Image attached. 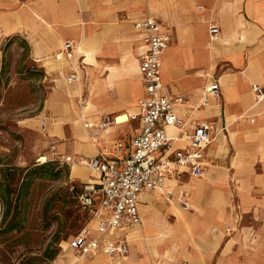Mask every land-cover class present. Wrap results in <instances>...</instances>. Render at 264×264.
<instances>
[{
    "label": "crops",
    "instance_id": "0c3cea01",
    "mask_svg": "<svg viewBox=\"0 0 264 264\" xmlns=\"http://www.w3.org/2000/svg\"><path fill=\"white\" fill-rule=\"evenodd\" d=\"M147 17L162 22L171 36L161 78L174 96L188 98L176 110L188 125L205 124L210 132L206 172L199 178L183 176L190 178L196 198L192 208L187 190L179 193L191 207L175 210L183 238L169 243L158 237L160 209L151 198L173 195L172 182L179 180L167 179L164 189L142 195L141 225L117 233L129 242L127 256L80 257L67 242L65 250L73 256L67 264H264V100L257 102L252 90L253 85L264 86V0H0V47L4 40L20 37L30 57L44 67L65 62L56 67L64 82L48 96L36 123L58 155L72 157L74 180L98 182L99 173L86 162L100 152L125 156L140 132V121L131 116L139 112L144 92L139 59L146 48L135 23ZM212 24L220 29L217 40L211 39ZM66 42L74 46L71 60L64 54ZM73 72L77 77L70 83ZM216 82L221 97L204 95ZM85 88L92 97L83 104ZM105 115L117 121L92 142L84 123ZM42 117L47 118L46 131ZM167 132L178 136L180 130L169 127ZM175 145L185 148L187 142ZM231 179L238 182L235 193L229 188ZM91 217L88 226L95 228ZM149 239H154L153 248ZM167 245L179 246L181 252L164 258ZM251 246L253 250L246 248Z\"/></svg>",
    "mask_w": 264,
    "mask_h": 264
},
{
    "label": "rangeland",
    "instance_id": "374dc122",
    "mask_svg": "<svg viewBox=\"0 0 264 264\" xmlns=\"http://www.w3.org/2000/svg\"><path fill=\"white\" fill-rule=\"evenodd\" d=\"M62 64L65 62L58 65ZM56 67H44L30 57L28 45L20 37L1 44L0 264H66L73 257L65 250L68 240L92 221L91 213L78 204L82 183L73 179L71 163L52 155L54 144L48 143V135L41 134L36 123L48 96L64 82ZM79 82L84 85L85 80ZM91 97L85 88L83 103ZM44 156L47 161H43ZM191 183L190 178L182 177L172 182L174 193L170 197L166 192L152 195L151 203L160 209L156 217L161 226L158 237L169 243L185 236L175 210H183L179 199L183 190L190 194L193 208L196 198ZM237 184L230 180L234 193ZM149 242L153 248L154 239ZM246 248L253 250L252 246ZM180 252L179 246L167 245L168 257L164 258L172 259Z\"/></svg>",
    "mask_w": 264,
    "mask_h": 264
},
{
    "label": "built area",
    "instance_id": "2783aa9c",
    "mask_svg": "<svg viewBox=\"0 0 264 264\" xmlns=\"http://www.w3.org/2000/svg\"><path fill=\"white\" fill-rule=\"evenodd\" d=\"M135 28L143 32L145 51L140 55V71L143 76L144 92L139 100V112L131 116L140 121V132L130 144L131 150L121 157L112 158L100 152L86 164L99 173L98 182L82 184L78 193V204L88 210L96 219V227L87 226L68 240V247L80 257L104 253L110 256H127L129 242L117 233L142 223L140 212L141 197L144 193H155L166 186L167 179L179 180L188 173L192 177H202L206 172V148L212 138L205 124L193 123L176 110L177 104L188 101L186 96H174L161 78L162 59L169 48L171 36L159 20L147 17L135 23ZM211 39L217 40L220 29L216 24L210 27ZM64 54L68 59L75 56L72 42L64 44ZM76 73L68 76V82L76 80ZM256 101L264 100V86L253 85ZM216 99L221 97L219 83H213L204 91ZM46 117L41 118V127L46 131ZM117 121L105 115L97 122H85L88 137L92 142L100 139L102 132ZM180 130L178 136H169L167 129ZM179 140L187 142L185 148H177ZM123 147V143L118 144ZM52 155L69 163L72 157L58 155L52 148ZM171 196V193L168 194ZM183 208L190 209L186 200H181ZM227 226V232H230Z\"/></svg>",
    "mask_w": 264,
    "mask_h": 264
},
{
    "label": "bare ground",
    "instance_id": "6f19581e",
    "mask_svg": "<svg viewBox=\"0 0 264 264\" xmlns=\"http://www.w3.org/2000/svg\"><path fill=\"white\" fill-rule=\"evenodd\" d=\"M79 48H81V46L79 47ZM87 55V54H86ZM79 58H81V57H79ZM76 63V65L77 66H79L80 65V67H83L84 68V66L83 65H81V63L80 62H75ZM134 63V62H133ZM75 65V64H74ZM132 68H135V66L133 67L132 66ZM131 68V69H132ZM130 69V70H131ZM87 72V71H86ZM110 85H112V82H110L109 83ZM76 90V89H75ZM77 92H78V95H79V92L81 91V86L80 85H77V90H76ZM74 94H76V92L74 93ZM72 95V94H71ZM81 97V96H80ZM81 99V98H80ZM81 101V100H80ZM92 101V100H91ZM93 103V102H92ZM92 103L91 102H89V106H92ZM81 104V103H80ZM84 104V103H83ZM124 116V115H123ZM42 159H43V161H47V157H42ZM75 262V261H74ZM67 264V263H66Z\"/></svg>",
    "mask_w": 264,
    "mask_h": 264
},
{
    "label": "trees",
    "instance_id": "16d2710c",
    "mask_svg": "<svg viewBox=\"0 0 264 264\" xmlns=\"http://www.w3.org/2000/svg\"><path fill=\"white\" fill-rule=\"evenodd\" d=\"M11 228H13V226H12V227H10V229H11Z\"/></svg>",
    "mask_w": 264,
    "mask_h": 264
}]
</instances>
